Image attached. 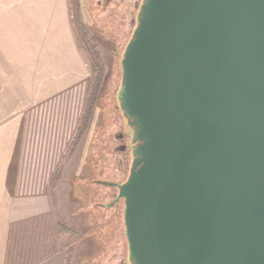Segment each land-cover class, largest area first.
Listing matches in <instances>:
<instances>
[{
  "label": "water",
  "instance_id": "water-1",
  "mask_svg": "<svg viewBox=\"0 0 264 264\" xmlns=\"http://www.w3.org/2000/svg\"><path fill=\"white\" fill-rule=\"evenodd\" d=\"M136 21L117 92L132 160L104 182L125 264H264V0H145Z\"/></svg>",
  "mask_w": 264,
  "mask_h": 264
},
{
  "label": "rangeland",
  "instance_id": "rangeland-1",
  "mask_svg": "<svg viewBox=\"0 0 264 264\" xmlns=\"http://www.w3.org/2000/svg\"><path fill=\"white\" fill-rule=\"evenodd\" d=\"M77 1L80 8L74 16L72 14L71 35L80 37L81 43L88 48L95 47L104 76L83 133L80 130L90 110V91L94 83L93 61L83 48L80 49L88 65L85 82L29 114L22 178L62 179L60 185L53 188L56 201L54 230L49 229L47 242H33L32 249L27 247L24 250V254L32 258L29 264H40L44 256L53 259L50 264H120L128 260L124 209L118 216L114 214V208L110 207L114 189L104 182L121 179L116 159V156L118 160L121 156L116 155L117 150L113 152L117 146L115 135L121 127V119L113 109V93L118 89V53L127 42L129 12L133 10L134 0H123L122 9L117 7L113 16L109 11L102 15L98 13L99 0ZM74 5L76 3L73 2V10ZM53 8L56 31L65 23L61 0H55ZM77 13L87 29L89 40L85 35L79 36L74 21ZM102 124L105 126L96 133ZM94 136L97 137L95 165L86 160ZM63 225L71 231H61ZM68 242L70 249L72 247L70 256L66 247Z\"/></svg>",
  "mask_w": 264,
  "mask_h": 264
},
{
  "label": "crops",
  "instance_id": "crops-1",
  "mask_svg": "<svg viewBox=\"0 0 264 264\" xmlns=\"http://www.w3.org/2000/svg\"><path fill=\"white\" fill-rule=\"evenodd\" d=\"M61 4L65 23L55 31V0H0V264H29L24 250L54 230L53 188L62 179L22 178V158L29 114L87 78L83 47L71 35L72 0Z\"/></svg>",
  "mask_w": 264,
  "mask_h": 264
},
{
  "label": "flooded vegetation",
  "instance_id": "flooded-vegetation-1",
  "mask_svg": "<svg viewBox=\"0 0 264 264\" xmlns=\"http://www.w3.org/2000/svg\"><path fill=\"white\" fill-rule=\"evenodd\" d=\"M145 0H134V4H133V10H131L129 12L130 16H129V26H130V31L129 34L127 36V42L125 44V46L121 49V51H119L118 53V58L121 57V53L122 51H124L123 49L126 47L128 41L130 40L131 36L133 35V31L134 28L137 24V17L138 14L140 13V9L143 5ZM122 2L123 0H99L98 4L100 5V9L99 12L100 15H102L104 12L109 11L110 15L113 16L114 11L117 7H120L122 9ZM112 12V13H111ZM120 13H123V11H121ZM121 121V120H120ZM115 140L117 142V146L116 148L113 149V152L116 153L115 150H117L118 152L116 153V155L121 156V159L116 156L117 159V164H119V168L117 169V171L121 174V179L118 181H113V183H117V184H122L125 181L126 178V169L128 164H130V161L132 160V155L130 153V150L132 148V137L131 134H128L125 132V125L122 124L121 121V127L120 129L117 131L116 135H115ZM124 146H127V149L125 151V149L122 150V148H124ZM109 186V185H108ZM112 187V186H109ZM114 189L111 197H112V204L110 207L114 208V214H116V216H118V214L120 213L121 209H124V202L122 200H120L119 202H117V198H118V189L115 187H112ZM125 262L120 264H124Z\"/></svg>",
  "mask_w": 264,
  "mask_h": 264
},
{
  "label": "trees",
  "instance_id": "trees-1",
  "mask_svg": "<svg viewBox=\"0 0 264 264\" xmlns=\"http://www.w3.org/2000/svg\"><path fill=\"white\" fill-rule=\"evenodd\" d=\"M73 2L74 3H76V5H74V10H72V14H73V16H74V12H77L78 11V7H79V4H78V1L77 0H73L72 1V9H73ZM80 8V7H79ZM80 16H79V13H77L76 15H75V24H76V27H77V31H78V33H79V36H81L82 35V37L85 35V37L86 38H88V32H87V29H86V27H84V25L81 23V19L79 18ZM75 31H76V29H75ZM78 39H79V41H80V44L82 45V47L85 49V50H87V52H88V54L91 56V59H92V61H93V66H94V68H93V82L95 83H93V88L91 89V100H90V105H89V111H88V113H87V116H86V120H85V122H84V124H83V127H82V130H80L82 133H83V131H84V126L86 127L87 126V123H88V118L90 117L89 115H90V111L93 109V102H94V100H96V99H98V91H99V84H100V82H101V80H102V77L104 76V68H103V65H102V62H101V60H100V58H99V55L97 54V52H96V49H95V47L94 48H88L87 46H85V45H83L82 43H81V39H80V37H78ZM88 40H89V38H88ZM124 50V49H123ZM120 58L121 57H119V67L121 68V66H120ZM120 79H121V70H120ZM120 79L118 80V83H120ZM118 86H119V84H118ZM118 92V89L117 90H115V92L113 93V109H114V111H115V113L117 114V117L119 118L120 116H121V113H120V111H118L117 109V106L119 107V102H118V100H117V93ZM105 126V124H102V126H99L98 127V129L96 130V133L97 132H100V130L102 129V127H104ZM104 131V130H103ZM81 132H80V135H81ZM96 133H95V135H96ZM96 141H97V137L96 136H94V139L91 141V142H93L92 144H90V149H89V151H88V154H87V156H86V160L87 161H90L91 163H93L94 165L96 164L95 163V159H96V157H97V155H96V152H95V150H96V145H97V143H96ZM94 147H95V149H94ZM92 179V178H91ZM77 190V189H76ZM124 260V259H123ZM123 262H127V260H124V261H122V263ZM124 263V264H125Z\"/></svg>",
  "mask_w": 264,
  "mask_h": 264
}]
</instances>
